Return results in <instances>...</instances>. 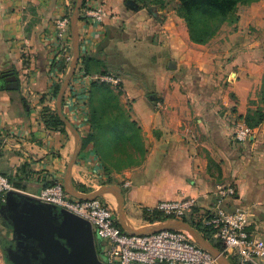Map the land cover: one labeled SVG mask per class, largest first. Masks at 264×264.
Listing matches in <instances>:
<instances>
[{
  "label": "crops",
  "instance_id": "crops-1",
  "mask_svg": "<svg viewBox=\"0 0 264 264\" xmlns=\"http://www.w3.org/2000/svg\"><path fill=\"white\" fill-rule=\"evenodd\" d=\"M98 3L109 12L102 24L84 14ZM74 5L75 0H0V82L14 77L19 86L0 87V173L21 191L0 193V229H8L0 243L17 244L18 251L14 225L31 206L60 213L31 195L58 180L65 185L79 146L66 125L48 118L58 114L53 89L70 68L61 62L56 23L72 16ZM236 15L208 43L196 44L168 0H86L76 29L80 59L62 101V113L83 140L70 175L74 191L118 188L126 219L145 229L153 225L145 211L161 201L195 197L201 208H211L219 186H234L228 209L248 208L249 229L264 240V120L247 141L234 135L249 112L264 113V0L239 5ZM70 39L75 55L71 34ZM99 74L120 79L122 102H130V121L140 136L142 159L120 170L106 169L98 142L84 144L92 130L86 112L91 77ZM112 145L108 141L106 148ZM100 198L124 230L119 193Z\"/></svg>",
  "mask_w": 264,
  "mask_h": 264
},
{
  "label": "built area",
  "instance_id": "built-area-1",
  "mask_svg": "<svg viewBox=\"0 0 264 264\" xmlns=\"http://www.w3.org/2000/svg\"><path fill=\"white\" fill-rule=\"evenodd\" d=\"M97 24L108 18L109 12L101 4H95L84 12ZM70 19L66 14L56 23L59 54L63 64L69 66L73 60L70 42ZM92 81L119 86L120 79L112 74H99ZM157 108L161 103L156 104ZM236 139L247 141L252 129L239 123ZM128 186L130 183L126 181ZM21 192L0 173V193ZM236 195L234 186H219L215 192V203L211 208H201L195 197L161 201L157 210L163 217L152 224L167 220H185L200 223L213 231L214 237L223 244V253L237 264H264V240L250 231L251 213L248 208L228 209V202ZM34 199L64 209L89 222L98 239V255L104 264H217L214 257L183 230H162L156 233L137 235L125 232L116 222L113 209L102 199L79 200L71 197L62 181L46 187ZM188 221V222H189Z\"/></svg>",
  "mask_w": 264,
  "mask_h": 264
},
{
  "label": "water",
  "instance_id": "water-1",
  "mask_svg": "<svg viewBox=\"0 0 264 264\" xmlns=\"http://www.w3.org/2000/svg\"><path fill=\"white\" fill-rule=\"evenodd\" d=\"M83 3L84 0H76L75 9L70 19V34L75 55H73V60L65 79L59 87L56 100L59 117L77 137L79 143L77 152L68 164L64 185L65 191L73 198L79 200L99 198L110 191L119 193V220L121 227L127 233L145 235L162 230H183L192 235L194 240L214 257L217 264H232L222 250L216 247L188 221L167 220L149 228L139 229L132 226L126 219L123 211L124 198L118 188L104 186L91 194H79L70 185L71 170L82 150L83 140L78 130L62 113V101L80 59V45L77 42L76 29ZM0 87L13 89L19 86L16 79L11 77L6 82L1 81ZM62 211H65L68 216H64ZM14 233L17 234L22 248L19 251L17 247L12 249V264H104L98 255L100 244L92 225L64 209H61L60 213L47 214L42 205H33L30 207L28 214L14 225Z\"/></svg>",
  "mask_w": 264,
  "mask_h": 264
},
{
  "label": "trees",
  "instance_id": "trees-1",
  "mask_svg": "<svg viewBox=\"0 0 264 264\" xmlns=\"http://www.w3.org/2000/svg\"><path fill=\"white\" fill-rule=\"evenodd\" d=\"M178 5L175 7L177 15L182 18L185 22L190 40L196 44H206L219 32L224 23H235L237 21V9L239 5H248L259 0H176ZM86 6V0H84L83 7ZM62 62V60H61ZM85 65V61L83 62ZM62 67L64 65L62 64ZM60 83L57 84L53 89V95L56 97L59 91ZM92 90L90 94V99H93L96 92H100L104 100H109L111 97L121 96L122 91H118L116 94L111 85L105 83H99L94 81L92 84ZM264 88V82H263ZM264 102V89L263 96ZM89 122L91 124L92 130L84 138V144L89 142H97V137L101 129L100 125L96 122L97 116L100 114L99 110L93 108L89 112ZM49 122L53 125H63L65 123L59 117V115L54 112L48 116ZM245 122L248 127L255 129L264 120L263 111L257 110L254 112H249L245 116ZM133 134L130 138L135 143L140 139L137 124L135 121H126ZM54 184V183H53ZM147 219L151 222L163 219L162 215L157 210H152L151 212L145 211ZM189 221V220H188ZM193 226H195L208 240H210L216 247L223 251L222 242L214 237L213 231L206 228L200 223L189 221ZM233 264H237L234 259H231Z\"/></svg>",
  "mask_w": 264,
  "mask_h": 264
},
{
  "label": "rangeland",
  "instance_id": "rangeland-1",
  "mask_svg": "<svg viewBox=\"0 0 264 264\" xmlns=\"http://www.w3.org/2000/svg\"><path fill=\"white\" fill-rule=\"evenodd\" d=\"M168 4L170 7L175 8L178 5V2L176 0H168ZM74 9L75 5L73 11ZM114 89L116 94L119 90L122 91L119 86H115ZM122 96L123 95L111 97L106 101L103 96H101L100 92H96L93 99L87 100L86 102L88 121L90 115L89 111L92 110V106L100 112L96 118V122L100 125L99 129H101L97 137V142L100 144V159L106 169L120 170L128 166H133L136 164V161L142 159L140 156L142 151L140 146L128 138L133 134V131L126 122L127 120H130L129 112L131 104L130 102L123 103ZM235 134L236 133H234V135ZM108 141H113V145L110 148H106ZM113 205L117 207L116 203ZM62 213L64 216H68L65 211H62ZM7 230L8 229H0V235H2V232L4 233V231L6 233ZM4 239L6 238L0 236L1 241ZM6 246H8L7 242L5 244H3V242L0 243V264H12L10 263L12 255L8 253Z\"/></svg>",
  "mask_w": 264,
  "mask_h": 264
},
{
  "label": "flooded vegetation",
  "instance_id": "flooded-vegetation-1",
  "mask_svg": "<svg viewBox=\"0 0 264 264\" xmlns=\"http://www.w3.org/2000/svg\"><path fill=\"white\" fill-rule=\"evenodd\" d=\"M16 239H18V237L16 238ZM17 243L19 244L20 243V241L19 240H17ZM12 246V248L14 249V248H16L17 247V244H11L10 246L8 245V246H6L7 247V249H8V253L9 254H12V250H11V247ZM19 247H21L22 248V245H20L19 244Z\"/></svg>",
  "mask_w": 264,
  "mask_h": 264
}]
</instances>
